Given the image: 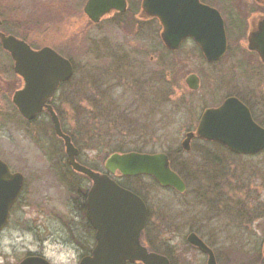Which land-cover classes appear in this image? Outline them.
Masks as SVG:
<instances>
[{
    "label": "rangeland",
    "instance_id": "374dc122",
    "mask_svg": "<svg viewBox=\"0 0 264 264\" xmlns=\"http://www.w3.org/2000/svg\"><path fill=\"white\" fill-rule=\"evenodd\" d=\"M243 1L247 5L250 4V0ZM3 7L7 8L4 28L11 34L20 33L21 21L18 16H27L30 20L23 22L29 31L24 35L33 46L45 44L53 46L62 56L70 58L74 63V77L69 86H64L55 95L52 104L62 115L63 127L80 150L79 158L83 164L102 170L104 161L111 151L119 150H125L126 153L134 151L145 154L163 153L170 158L171 169L179 174L187 186L184 197L148 178L134 180L116 178L146 200L151 221L160 223L154 235L157 237L155 239L157 246L163 242V246L158 247L159 251L173 253L177 259L176 264H204L205 259L190 249L185 239L190 229H198L201 224L207 227L210 222H220L219 227L223 229L224 221L211 219L212 215L208 212L212 202L219 201L220 206L228 204L232 206L231 210H224L222 207L217 213L231 221V225L238 220L236 210L240 208L239 205L243 207L240 210H247L248 215L255 209L264 212V150L259 152L257 157L238 158L229 156L220 147L214 148L198 141L191 143L188 152L181 149L185 135L195 129L203 109L215 103L208 93L214 85L220 87L222 96L232 94L248 99L259 98V104L264 111V80L259 82L258 88L255 79L248 82L239 76L241 68L234 66L237 60H243V52L240 48L239 52L235 47L234 37L229 52V55H232L231 71L225 74V79L224 76L219 77L218 70L211 73L206 64L195 59V54L189 51V49L192 51L190 47L173 53V56L169 57L173 64L159 67L158 63L149 61V57H153L155 61L157 53L154 51L148 53L149 44H153L157 36L138 32V35L130 40H134L133 45L141 47V51L147 57L136 53L137 55L131 57L128 62L131 65V62L136 61V66L132 68L127 65V60L123 61L121 56L126 53L123 50L119 55V62L130 67L132 77L127 75L128 69H123L121 72L123 74L119 76L120 82L114 80L112 86V81L108 80L107 88L101 85L104 86L102 95L99 92L102 89L97 91L95 90L97 86L90 85L91 96L89 95L86 102L81 93L84 90L81 80L85 76L86 68L96 67V69L91 67L90 71L94 78H98L99 83L101 79L98 74L102 70L97 69L99 63L97 64L94 58L88 59L85 49L91 45L93 48L95 46L103 48L102 41L113 44L117 36H113L111 32L87 33V22L78 13L72 17L60 15L58 7L53 9L55 12L53 18L48 16V11L40 13L37 18L38 15L34 14L30 5L11 3ZM51 19L53 22H50ZM235 24L242 30V20L236 19ZM38 27L42 28L34 30ZM154 27L157 29L156 25ZM100 54L99 52L94 55ZM193 59L197 63L193 62ZM87 61L92 65H88ZM222 62L214 67L227 66ZM106 63L108 64V61H103L105 71L108 67ZM193 73L202 77L201 87L197 92H192L185 83V78ZM20 86V80L12 69L11 58L0 47V158L17 170L21 168L22 162L44 163L45 159L52 158L44 167L52 166L48 163H54L57 176L48 178L45 175L48 170L44 171L40 165L38 182L33 187L36 195L34 205L39 216L35 215L34 221L31 210L26 211L27 218L33 221L37 234L33 236L31 233L23 232L21 235L10 229L0 238V253L1 245L6 244L8 236L18 244L22 241L25 251L27 249L38 252L52 264H78L82 254L91 245V238L84 223L74 215V208L78 209V202L87 185L86 180L82 176L71 174L64 167V160H60L65 157L64 148L50 133L46 118H40L33 123L21 119L11 103L13 92ZM160 88L165 89L166 99L162 98ZM85 109L87 114L82 113ZM60 174L63 175V180L57 178H60ZM192 190L198 192L204 203L200 202L199 197L193 199L189 196ZM225 193L228 199H224ZM14 219L17 220V213ZM199 230H203V227ZM263 230L264 218L247 225L244 233H239L238 228L228 226L225 233L220 232L219 237L228 239L227 246L241 249L245 247L247 250L244 251L253 252L255 248H260L263 242ZM19 236L21 239L14 240ZM243 240H247V243H242ZM240 259L241 255L238 259L232 258L228 264H251L244 262L247 257L244 261Z\"/></svg>",
    "mask_w": 264,
    "mask_h": 264
},
{
    "label": "flooded vegetation",
    "instance_id": "af4514ba",
    "mask_svg": "<svg viewBox=\"0 0 264 264\" xmlns=\"http://www.w3.org/2000/svg\"><path fill=\"white\" fill-rule=\"evenodd\" d=\"M94 1L100 2L101 0H94ZM112 1H113V6L109 7V9H107L106 11H103L104 13L100 14L102 8H101V10H96V12L94 13L96 20H92L86 14L85 7L88 5V3L93 2V0H0V32L6 36H13V37L23 41L33 50L37 51V50H40L42 48H50L53 51H55L57 54L62 56L60 54L59 50L53 46L46 45V44L40 45V46H33V44L29 41L28 37L26 35H24V33L29 31L26 28L25 23L23 22L25 20H30V18L27 16H25V17H22L20 15L18 16V19L21 21L20 33H22V34L18 33L17 35H13L8 31V29L4 28V26H5L4 20H7V19H5L7 8L5 9L3 6H7L8 4L15 3L17 5H30V6H32L34 14L36 13L38 15L37 18L39 17L40 13L45 12V11H48L49 12L48 16L50 18H53L54 14H55L53 9H55L57 7H58V11H60V15L63 14L67 17H72V16H74L73 14L78 13L81 16V18L87 22V26H86V28L88 30L87 33L96 34V33H100V32H111L113 34V36L116 35L117 39L113 40L114 41L113 44H111L112 42L109 43L106 41H102L101 45L104 46L103 48L99 49L98 46H95L93 48V45H91L90 48L87 47V49H85L86 54L89 57L88 59L90 60L91 58H94L97 61L96 63L97 64L99 63L97 69L102 70L98 74V76L100 77L99 79H101V83H99L97 80L98 78H94L93 73H91V71H90L91 67H93L95 69H96V67L90 66L89 68H86L85 76L81 80L82 83L84 84V86H83L84 90H82L81 93H82V96L86 102L89 98V95L91 96V94H89V93H91V91L89 89L90 85H92V87L97 86V88L95 90L99 91L98 89H102L104 86H106L105 88H107L109 86V84L106 83L109 80V81H112V86H113V83L115 82L114 80H116L118 82L121 81L119 76L123 74V73H121L123 69L124 70L128 69V70H126L127 75H129V77L130 76L132 77L133 72L130 71L131 70L130 67L125 66L123 63L119 62L120 61L119 55H120V53H122L123 50L126 53L125 54L123 53L121 57L123 58V61L127 60V65H129L128 62L130 61V58L135 57L137 55L136 53L140 54L141 56H144L145 58L147 57V55L144 54L143 51H141V47H135L132 43V41H134V40H130V38H135L136 34L138 35V32L143 33V34L148 35V36H152V34H153V36H157L156 39L153 41V44H149L150 48L148 50V53H149V51H154L157 53L156 54V56H157L156 60L157 61L156 60L154 61L153 57H149L150 58L149 61L158 63L159 67L161 65L168 66L169 63H172V60L169 57L171 55L173 56V53L180 51L184 47H190L192 49V51L190 49H189V51H190V53L195 54L194 55L195 59L201 60L204 64H206L207 65L206 67L209 68L211 73H215L216 70H218L219 77L224 76L225 79H226L225 74H227L228 72L231 71L230 66L232 65V61H231L232 55H229V52H230V49L233 45L231 42H233L232 40L234 37L235 38L234 39L235 47H237L238 50L240 48V50H242V52H243V58H242L243 60H237V62H235V66H234V67H240L241 68V72H240L239 76L241 75V78L243 80H247L248 82H249V80L252 81L253 79H255L256 80L255 83L257 82L256 84L258 85V88H259V82L264 80V62L260 58L258 50H256V49L254 50L253 48H251L253 46H256L255 45L256 39L259 41V31H261L263 28V23H264V3H263V1H261V0H250V4L247 5V3H245L243 0H197V2L200 5L205 6L206 8L215 10L219 14V16L223 22L226 47H225V51H224V54L222 55V57H220L219 59H215V60H212L211 58H207L204 55L203 50L201 48V44H200L201 42L205 43V39H206L209 50L215 52L217 46H216V44H212V43H215L214 40H211L212 38H203V39L198 38L196 40L191 36H187L184 39H182L178 45H176L174 47H169L168 41L172 42L173 39H171V38L166 39V36H164V33L167 31V24L161 23V21H159V19H157L156 17H151V16L147 15L142 8L143 0H112ZM179 2H182V0H179ZM166 9H167V7H166ZM45 17L49 18L46 15H45ZM236 19L242 20V23H243L242 30H239L240 26L235 24ZM231 20L232 21L234 20V21L232 22ZM50 22H53V20L51 19ZM43 23H44V21H42V24ZM154 25L157 26V29H155ZM40 28H42V27L35 28L34 30H39ZM239 32H240V36L238 37ZM257 48H259V44H257ZM240 50H239V52H240ZM90 52H91V54H90ZM99 52L101 53L100 55H94V54H98ZM229 56H230V61L227 62V60L229 59ZM62 57H64L65 59H67L71 63V66L73 69V74L68 81L59 84V87L56 90V92L54 93L52 99L49 101L50 102L49 104L52 105V107H53V109L57 115V118H58V121H59V124H60V127H61L63 134L69 136L72 144L74 145L75 148H77L72 137H71V135H69V132L63 127L62 115L56 111L54 104H52V100L54 99L55 95L64 86H69L68 85L69 82L74 77V72H75L74 63L72 62V60L70 58H67L66 56H62ZM195 59H193V62L197 63L195 61ZM105 60L108 61V64L106 63L108 66L106 68L107 69L106 71H105V68L103 70V61H105ZM135 62L136 61L131 62V65H129V66H132V68L134 66H136ZM220 62L227 64V66L222 65L224 68L223 67H221V68L220 67H214L215 65H217ZM89 63L90 62H88V65H92ZM196 65H199V64H196ZM199 68H200V66H199ZM12 69H13V64H12ZM161 75H163V74H161ZM190 76H194L197 79V89L191 90L192 92H197L201 87V78L202 77H200L194 73L190 74L185 78V83ZM17 78L20 80V83L22 85L23 81L19 77H17ZM160 83H161V80H160ZM101 85H104V86L102 87ZM68 91H69V89L67 88V92ZM164 91H165V89L164 90L161 89V96L163 99H166ZM221 91L222 90L220 89V87H218L216 85L212 86L210 91H208V93L211 94L210 96L212 97L213 102H215V103L212 104L210 107L203 109L202 113L198 117L195 129L198 126L200 117L205 110L211 109V108H217L220 105H222V103L229 98H236L237 100H239L249 110L252 121L257 126L264 129V111L262 110V108L259 104V98L248 99V98L241 97L239 95L237 96V95H232V94H227V95L222 96ZM223 91H225V90H223ZM99 92L102 95L103 89H102V91H99ZM224 93H226V92H224ZM82 113L87 114V110L86 109L82 110ZM40 118H46L48 120L50 133H52V135L56 138V140L63 146L62 139L58 138L54 133L53 124H52L51 118H50L49 114L47 113V111H43L42 113L37 115L33 121H30V122L31 123L37 122V121H39ZM21 119L23 120L22 117H21ZM189 132H192V131H189ZM193 141L205 143L207 145L213 146L214 148L220 147V148L224 149L229 154V156H232V157L247 158V157H257L259 155V153L252 154V155L235 154V153H232L229 149H227V147L223 144H220L218 142L204 141V140H200L197 138L190 141L189 150L191 149V143ZM63 148H64V146H63ZM78 151H79L78 155L75 158L76 162L79 163L80 165H84V166L88 167L87 165L83 164L80 161V158H79L80 150L78 149ZM135 153H138V152H135ZM64 154H65V150H64ZM45 160H46V162H49L52 160V158H47ZM60 160H64L63 164H64V167L66 168L67 171H69L71 174H74L76 176H82L86 180V184H87L85 186V190H83L84 191L83 196H81V197L79 196L80 201L78 202V209L76 207L74 208V215L76 216L75 218L76 219L79 218V220L82 223H84V226H85V229L87 230L88 236H89V238H91V245H90L89 249L82 254V256L80 258V260H81L83 257L89 256L91 254V252H92V250L96 244L95 230L92 227L90 215H89V212L87 209V204H86L87 195H88L89 189L92 185V182L87 177H85L82 174L75 172L70 167V165L68 164V158L66 155L64 158H62ZM168 160H169V165H171L169 157H168ZM0 162L6 166L9 175L16 177L15 180L10 181V183H9V186L12 189L15 188V186H16L15 183L17 181H21V185H20L21 190L19 192L17 199L15 200V202L11 205V207L9 209V215H8L7 222H6L5 226L0 231V238L2 235H4L10 229H12L15 233H21V235H23V232H26V233H31V235L35 236L37 234L35 232V225L33 224V221L28 220V218H27L28 212H26V211L31 210L34 221L36 219L35 215L39 216V212H36V210H37L36 205H34V198L36 195H35V192L33 190V187L36 185V182H38L37 175L39 173V167L41 165L42 169L44 171L48 170L45 173V175L48 178H50L52 176H54V177L57 176L56 175V171H57L56 167L54 166V163H48L49 165H52V166L44 167V165H46L45 164L46 162H44V163L38 162L37 163V162L29 161V162H25V163L22 162L21 168H19L17 170V169H14L11 164L6 162L2 158H0ZM104 164H105V161H104ZM88 168L94 172L103 173V174L105 173L104 167L102 170L90 168V167H88ZM227 174H229V173H227ZM229 175H227V176H229ZM109 177L113 181H115V183H117L119 186H121V187L131 191L135 195H137L145 204L146 215H145V221H144L143 229L141 230L140 235H139L140 245L144 249H146V251L149 253H156V254H159L161 256H164L169 261V264H176L175 262L177 261V259L173 256V253H171V252L168 253L166 251H159L158 247L163 246L162 245L163 242H161V239L159 240L161 242V245L157 246L155 244V239L157 237L155 238L154 235H156L157 229H158V227H160V225H159L160 223L158 224L156 222L151 221L150 209L147 205L146 200H144L143 197L140 196V194L138 192H136L135 190H131L130 188L126 187V185L123 183L121 184L119 181L116 180V178H118L120 180H134V179L148 178L154 182H156V181L152 177L144 176V175L136 176V177H124V176H113V175L109 174ZM57 178L60 180L64 179L62 174H60V178L59 177H57ZM184 185H185V189L182 193L177 192L176 190H174L172 188H168V189L176 192L181 197H184L183 195H185V193L187 192V186L185 183H184ZM83 191H81V192H83ZM189 196L193 197V199H196L199 197L200 202L204 203V199H202L200 197V195H198V192L195 190H192L191 194H189ZM223 196H224V199H228V197H227L228 195L226 193ZM218 202L219 201L212 202V204H210V206H211L209 209L210 211L208 210V212L211 213V215H212V218L210 215L211 219H213V220L217 219V220H223L224 221L223 222V225H224L223 229H222V227H219L220 222H214V223L210 222L207 225V227L205 226V224H201V226L200 225L198 226L199 228L203 227V230H201V231L199 230V228L198 229L197 228L190 229L188 231V234H187L186 239H185L188 247L190 249H193L194 251H196L198 254H200V256H202L203 259H205L204 264H206L207 258H208L207 254L201 252L196 247L190 245L187 241L188 236L190 234H194L196 237H198V239H200L204 243V245L206 247H208L212 251L213 256L215 258V261H216V264H219V263L221 264V262L228 264L232 260V258L238 259L239 255H241L240 260H242V261H244V258L247 257V260L244 261L246 263L264 264V253H263L264 239H263L262 244L260 245V248H258V249L255 248V251H253V252H247V251H244V250H247L245 247H242V249H241V247L236 248V247H232V246H227L226 242L228 239L219 237L220 232L225 233V228H228V226L229 227L233 226L236 229L238 228L239 233H244L245 229H247V225L253 224L254 221H258L259 219L264 218V212L259 211V209L258 210L255 209V211L251 212L252 214L248 215L247 210L241 211L240 208L243 209V207L241 205H239L240 208L238 207L237 208L238 210H236L237 211L236 216L238 217V220L235 221L233 225H231V223H232L231 221L227 220V218L222 217L221 214H217V213L219 210L222 209V207H224V210H226V209L231 210L232 206H229V204L224 205V206L223 205L220 206ZM235 207H237V206H235ZM212 210H214V211H212ZM16 213H17V220L14 219V216L16 215ZM263 233H264V230H263ZM17 239H21V236H19L18 238H15L14 240H17ZM220 239H222V240H220ZM6 240H7L6 244H4V246L1 245L2 248H1V253H0V264H21L23 261H25L29 258L44 259L49 264H52L44 255H42L38 252L29 251L27 249L25 251L22 241H21V243L18 244L16 241H13L12 237H8V236H7ZM156 243H157V241H156ZM236 243L240 244V242L239 243L236 242ZM242 243H247V240H243ZM243 253L245 255H243ZM10 260H11V263H10Z\"/></svg>",
    "mask_w": 264,
    "mask_h": 264
},
{
    "label": "water",
    "instance_id": "95a60500",
    "mask_svg": "<svg viewBox=\"0 0 264 264\" xmlns=\"http://www.w3.org/2000/svg\"><path fill=\"white\" fill-rule=\"evenodd\" d=\"M261 1L264 3V0ZM111 6L112 0H93L85 7V12L92 20H96V10L102 8V14ZM142 8L147 15L167 24L164 36L166 39H173L172 42L168 41L169 47L178 45L187 36L196 40L212 38L215 41L212 44L217 46L216 51L209 50L205 39V43H200L204 55L215 60L224 54L226 40L223 22L215 10L200 5L197 0H143ZM0 45L10 55L15 75L23 81L22 87L12 95L13 106L27 121H32L38 114L47 111L55 135L63 141L68 164L75 172L92 182L86 204L95 230L96 244L91 255L81 259L79 264H169L167 258L147 252L139 243L146 215L143 201L109 177V174L126 177L150 176L160 186L182 193L185 185L171 170L166 154L114 153L105 161L104 174L80 165L75 160L78 155L77 148L70 137L63 134L57 115L48 103L59 84L71 78V63L50 48L36 51L23 41L1 32ZM255 45L251 48L258 50L264 62V23L259 31V41L256 39ZM186 84L191 90L197 89V79L194 76H190ZM195 138L218 142L239 155H252L264 150V129L252 121L249 110L236 98L227 99L218 108L205 110L195 131L185 135L181 143L182 149L189 151L190 141ZM15 179L0 162V231L5 226L9 209L21 190V181L15 183L14 189L9 186L10 181ZM187 241L207 254L206 264H216L212 251L198 237L190 234ZM21 264L49 263L44 259L29 258Z\"/></svg>",
    "mask_w": 264,
    "mask_h": 264
},
{
    "label": "trees",
    "instance_id": "16d2710c",
    "mask_svg": "<svg viewBox=\"0 0 264 264\" xmlns=\"http://www.w3.org/2000/svg\"><path fill=\"white\" fill-rule=\"evenodd\" d=\"M112 153L113 152H120V153H123V152H125V150H119V151H111ZM129 188V187H128Z\"/></svg>",
    "mask_w": 264,
    "mask_h": 264
}]
</instances>
